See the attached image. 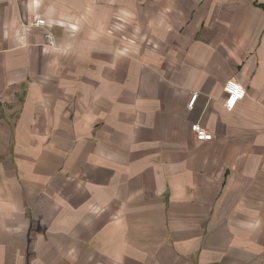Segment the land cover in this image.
I'll list each match as a JSON object with an SVG mask.
<instances>
[{"label":"crops","instance_id":"crops-1","mask_svg":"<svg viewBox=\"0 0 264 264\" xmlns=\"http://www.w3.org/2000/svg\"><path fill=\"white\" fill-rule=\"evenodd\" d=\"M0 110V264H264V0H0Z\"/></svg>","mask_w":264,"mask_h":264},{"label":"built area","instance_id":"built-area-1","mask_svg":"<svg viewBox=\"0 0 264 264\" xmlns=\"http://www.w3.org/2000/svg\"><path fill=\"white\" fill-rule=\"evenodd\" d=\"M25 29L28 28H38L42 31V38L44 40V44L48 48H52L55 46V39L53 33L50 29L47 28L44 19H36L31 21L25 25H23ZM69 33H73L68 31ZM223 92H224V100H223V107L227 111H231L238 101L243 99L246 92L245 89L236 81L229 79L223 85ZM197 94L192 93L190 95V100L187 104L188 107H192L193 102L196 98ZM191 131L194 133L195 137L199 141H208L211 140L212 135L207 132L204 128H202L197 123H194L190 126ZM261 168L264 170V164L261 165Z\"/></svg>","mask_w":264,"mask_h":264},{"label":"rangeland","instance_id":"rangeland-1","mask_svg":"<svg viewBox=\"0 0 264 264\" xmlns=\"http://www.w3.org/2000/svg\"><path fill=\"white\" fill-rule=\"evenodd\" d=\"M70 32H75V31H70ZM67 33H69V32L67 31ZM2 119H4V111L0 110V134L3 131L2 130V124H1Z\"/></svg>","mask_w":264,"mask_h":264}]
</instances>
